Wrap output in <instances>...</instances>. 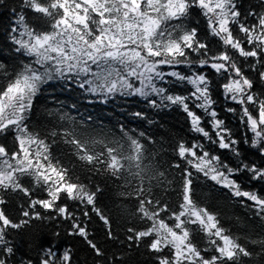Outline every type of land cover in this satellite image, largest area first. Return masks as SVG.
Here are the masks:
<instances>
[{
  "label": "snow or ice",
  "instance_id": "snow-or-ice-1",
  "mask_svg": "<svg viewBox=\"0 0 264 264\" xmlns=\"http://www.w3.org/2000/svg\"><path fill=\"white\" fill-rule=\"evenodd\" d=\"M5 7L0 264H79L69 238L85 244L92 264H132L129 252L140 248L152 264H264V0ZM73 92L90 105L146 107L100 117L82 113ZM165 109L179 110L188 128L167 151L144 127H157L150 116ZM61 144L67 161L55 154ZM201 178L250 210L260 231L225 226L226 205L196 199ZM34 225L51 227L31 255L16 237Z\"/></svg>",
  "mask_w": 264,
  "mask_h": 264
},
{
  "label": "trees",
  "instance_id": "trees-1",
  "mask_svg": "<svg viewBox=\"0 0 264 264\" xmlns=\"http://www.w3.org/2000/svg\"><path fill=\"white\" fill-rule=\"evenodd\" d=\"M242 3L245 7H249L250 5H258L260 0H242ZM8 5L9 7L14 6V0H0V13L4 15H0V60H5V58H10L12 56V50H10L7 45L10 44V40L8 39V34L5 31V26L9 23V15L8 8L5 7ZM0 83H3V80H0ZM71 95L79 101L82 105L80 111L82 113H92L98 115L100 117H113L122 118V113H127L130 110H138L141 107H146L139 99L134 100H120L117 99L113 103L107 105H99V104H88L86 100L79 97V94L76 92L71 93ZM48 96V92H45L44 95L36 102L37 114L34 116V121L39 119V110L42 105L45 103V97ZM151 120L158 122L157 127H151L145 123L144 127L150 128V131L155 134V138L162 141L163 149L165 151L168 150V143L170 137H176L177 135L183 136L188 132L187 125L185 124L184 117L181 115L179 110L172 111L169 109H165L160 111L158 114L150 116ZM108 124V121H105ZM232 126H234V131L236 130V120L233 118ZM135 127L136 125H132ZM140 130H144L141 128ZM239 131L241 134L244 133L245 129L243 126H239ZM71 149L66 148L63 144L56 149L55 154L64 157V160L67 161L69 159V153ZM34 191H39L38 188L34 187ZM196 199L202 203H207L209 205H222L224 212V219L226 221L225 226L232 227L237 223L242 227L244 223H247L249 228L254 231H260V221L254 219L253 214L250 210L239 207L236 205L235 201L228 199L227 191H221L216 189L213 193L211 189V185L207 184L203 178L197 182L196 187ZM179 193L174 192L169 197L170 200L175 201L178 198ZM15 203L17 205L23 203L22 199L18 196H14ZM237 217H239V221H237ZM95 223V222H94ZM98 226V225H96ZM128 226H131L130 224ZM49 225H34L33 229L30 231H25L20 236L16 237V241L18 245L21 247L22 251H29L31 255L36 254V245H38L41 241H44L49 237L50 234ZM95 231V227L91 229ZM235 231V228H234ZM237 234H242L237 232ZM102 238V237H98ZM68 245L73 247L74 252L76 253L79 264H92L93 257L87 251L85 244L77 238H69L67 241ZM114 250V249H113ZM19 255V254H18ZM120 253H117L119 257ZM129 255L132 257V264H152V257L149 256L147 251L144 248L139 249V253L135 249L129 252ZM109 259L111 256L109 255Z\"/></svg>",
  "mask_w": 264,
  "mask_h": 264
}]
</instances>
